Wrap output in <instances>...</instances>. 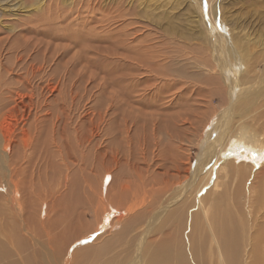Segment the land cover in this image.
Wrapping results in <instances>:
<instances>
[{
  "label": "bare ground",
  "instance_id": "6f19581e",
  "mask_svg": "<svg viewBox=\"0 0 264 264\" xmlns=\"http://www.w3.org/2000/svg\"><path fill=\"white\" fill-rule=\"evenodd\" d=\"M221 2L210 3L214 19L206 24L194 8L201 41L176 45L172 55L159 54L151 36L136 38L125 17L123 51L111 60L120 59V68L110 67L105 103L93 106L92 142L79 146L80 156L90 153L103 168H47L55 157L67 164L55 137L59 120L43 96L45 78L50 85L61 63L41 43L29 51L48 30L36 24L43 15L15 33L7 27L13 34L0 37V264H264V68L215 17ZM45 3L31 11L39 15ZM75 3L94 15L73 22V43L85 41L79 31L86 27L110 34L118 17L95 19L104 2ZM143 51H151L145 64ZM8 107L21 119L13 122ZM34 160L45 168H29ZM91 214L94 224L85 222Z\"/></svg>",
  "mask_w": 264,
  "mask_h": 264
},
{
  "label": "rangeland",
  "instance_id": "374dc122",
  "mask_svg": "<svg viewBox=\"0 0 264 264\" xmlns=\"http://www.w3.org/2000/svg\"><path fill=\"white\" fill-rule=\"evenodd\" d=\"M39 1L40 0H0V37L6 38L7 36L13 34V32H11L7 27L11 26L15 28V33L16 31L21 30L22 23L24 24L26 21H30L31 18L43 15L41 16L42 19L37 21L36 24H39L41 27L48 28V30L43 29L46 34L41 36L40 41L31 43L29 51L33 53L34 48L37 47L36 44L41 43L42 49L44 50V47L47 48V51L51 49L52 51L49 52V56L51 57L52 55H56L58 57L57 64L61 63L57 69V77L55 76L53 80L50 81V85L46 82L52 78L50 76L47 77L48 79L45 78L46 82H43V96L45 99L49 98L47 100H49L48 103H51V111L59 120L57 121V131L55 132V137L58 142L57 144L60 148V152L62 153L61 160L67 164L60 166V157H55L53 159L56 160V163L54 164L52 162L53 167H50L51 165H49L47 168H103V163H100V165L98 164V167H96L95 163L92 162L94 159L90 153L86 152L83 156H80L78 154L79 146L81 145V147H87V144L92 142V133L96 128V124H98L96 119H94L93 106L99 102H102V104L105 103V96L107 92L105 87L108 86L110 72H113L111 68L115 66L120 68V59H114L116 60L115 63L118 61L119 63L116 65L112 64V66L111 60L112 58L120 56L123 51L122 44L119 43V41L122 42V39L124 38L122 34L124 35L125 28H127L126 23L124 22L125 17H128L130 20L127 21L129 23L128 28L131 27V29L136 32L134 33L136 38H142L141 35H144V39H150L149 36H151V38H155L156 43H158L157 45L160 47V51L157 49L159 54L168 51V53L172 55V48L175 47V50L177 51L181 43L184 44L185 42L186 44L190 43V45H193L194 43H199L201 41L199 38V32L203 29V26L198 27V23L196 21L198 16L197 13L194 12V8H196L200 17H202L201 20L203 23H205L208 18V21L210 22V20L212 21L214 19V14H212V11L210 12V3L214 5L216 0H212L210 3L209 0H207L206 3L205 0H200V6L197 3L195 5L193 0L192 3L188 0H101V3L104 2L102 3V6L104 4V7L98 9L99 6H97L95 19L101 18L105 20L108 18L106 14H109L110 16L115 14L119 21L117 22V19L114 20L112 28L108 29L111 32L109 31L110 34L106 33L107 35L103 32L105 31L103 29V31L97 32L93 28L89 29V27L81 29L82 31L79 32L84 34L86 37L85 41H77L76 43H73L70 39L71 37H69V34H72V31L78 30V27L74 26L73 22L81 23V21H79L81 20V17L86 19L90 16L91 18L94 15L91 9L88 12V6H85L86 10L83 8L84 10H81L83 11L81 12L78 8V4H74V0H46L41 13L37 15L38 12H32L31 10L36 8L35 6L39 4ZM98 1L100 2V0H97V2ZM221 1L223 2L217 6L215 17H217L218 21L223 19L225 20L227 23V33H233V39L235 41H240L242 49L251 52L254 55L255 61H260V68H264V0ZM92 2H94V0H92ZM191 4H194L195 6ZM110 6H112L111 8L113 11ZM200 7L203 9L201 10ZM105 10L108 12H105ZM72 11H74V13ZM203 14L206 18H204ZM221 16H223V19ZM136 18L138 20H136ZM121 23H123V26ZM131 24H135L136 26ZM144 26L145 28H142ZM138 28L141 30L138 31ZM129 32L133 34L130 30ZM100 41H102L101 43H103V45ZM79 43L80 45H78ZM142 44H144V42ZM176 45H178V47H176ZM115 48H117V50ZM170 49L171 51H169ZM188 51L192 52L191 50ZM119 52L121 54H119ZM150 53L151 51H143L141 53L143 54L142 63L145 64L146 61H149L148 56ZM189 56L194 57L192 55ZM106 57L109 58V61ZM138 60L139 59L126 61L137 62ZM158 60L160 61L161 58ZM168 60V62H170V59ZM86 67H88V69H86ZM109 69L111 70L109 71ZM169 73L172 74V72ZM73 81H76V84L74 82L75 85L72 84ZM64 82L65 86L63 85ZM35 83L37 84L38 82L35 81ZM58 86L61 93L60 96V93L55 91ZM72 86L73 89L71 88ZM57 98L59 99L57 100ZM219 103V101H215L213 105H218ZM10 109L11 107H8L7 112H11V115H15L12 121L16 122L20 120V112L17 115ZM49 147L48 151L52 147L50 140ZM190 152L192 154L191 159H193L192 163H195V157L198 155V150L192 149ZM1 158L3 157H0V159ZM98 161H104V157H101ZM37 163L38 162L34 160L29 168H45V165H41L40 167L37 166ZM57 163H59L58 166H56ZM257 165H259L258 168L261 167V164ZM2 191H4V189H2ZM115 215L116 214H112L105 217L107 220L105 219L104 224H106L101 226V233L110 228L111 221ZM96 220L97 219L94 215L91 214L85 222L88 224H94ZM111 230L112 229H110L109 232Z\"/></svg>",
  "mask_w": 264,
  "mask_h": 264
},
{
  "label": "snow or ice",
  "instance_id": "6c2138e0",
  "mask_svg": "<svg viewBox=\"0 0 264 264\" xmlns=\"http://www.w3.org/2000/svg\"><path fill=\"white\" fill-rule=\"evenodd\" d=\"M205 2H206V0H205ZM254 155H255V153H253Z\"/></svg>",
  "mask_w": 264,
  "mask_h": 264
}]
</instances>
